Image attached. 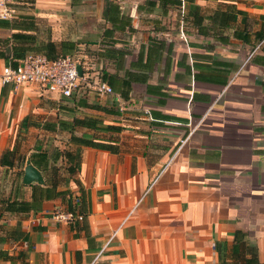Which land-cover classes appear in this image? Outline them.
<instances>
[{
	"label": "crops",
	"instance_id": "obj_1",
	"mask_svg": "<svg viewBox=\"0 0 264 264\" xmlns=\"http://www.w3.org/2000/svg\"><path fill=\"white\" fill-rule=\"evenodd\" d=\"M15 10L25 32L77 55L85 81L70 97L36 85L1 88L0 160L36 131L75 149L68 131L20 129L26 116L122 129L74 127L119 146H81L78 182L68 188L73 204L85 190V229L51 218L67 198L27 214L2 212L0 250L14 258L0 264H220L216 243L229 247L235 230L248 234L264 264V0H21ZM6 22L0 37L17 31ZM7 63L0 57V71ZM103 75L111 94L95 89ZM26 160L21 168L16 159L0 163V199L30 198L16 173L6 178L7 169L23 175Z\"/></svg>",
	"mask_w": 264,
	"mask_h": 264
},
{
	"label": "trees",
	"instance_id": "obj_2",
	"mask_svg": "<svg viewBox=\"0 0 264 264\" xmlns=\"http://www.w3.org/2000/svg\"><path fill=\"white\" fill-rule=\"evenodd\" d=\"M231 14H223L224 19H230ZM203 20L202 16H198L194 13L193 23L198 27ZM24 22H6L5 27L16 29L9 37H0V57L6 59L8 63L15 66L19 59H21L29 51L42 52L49 59H56L61 56H65L64 46L65 43L61 42L56 44L50 39L38 40L37 36L33 33L25 32L28 30ZM263 35H259L261 38ZM59 47V48H58ZM6 49L10 52L6 54ZM60 49V50H59ZM102 81H106L105 75L101 78ZM29 117L26 116L20 125V129L25 127L34 126L47 130H65L70 133L68 142L75 146L74 150L67 148L60 149L58 147L50 148L41 146L39 143L34 145V148L28 155V160L32 165L41 171L44 175V184H31L25 185L21 182L22 172L16 173L17 189L29 187L30 198L24 199L21 196L7 197L0 199V215L2 212L9 213H21L27 214L31 211H36L41 208V204L45 200L61 197L67 198L65 202L66 207L76 213H82L84 218L82 221H76V224H82V228L85 229V217L87 215V199L86 193L83 188H80L81 194L78 203L73 204L71 197L72 192L68 188L69 182L72 180L78 182L74 175L79 170L81 163V146H88L93 148L104 149L112 153L119 151V146L115 140H102L98 137H85L79 136L74 133L75 126H84L93 128L96 131H110L120 132L121 126L117 125H105L97 119L92 118H77L73 117L70 122L57 119L56 122H30ZM18 145L10 150L6 149L1 157V165L12 167L14 165L15 156L18 152ZM26 159V158H25ZM24 160V159H23ZM64 174L60 171L63 165ZM15 180V179H14ZM75 223V222H74ZM81 228V227H80ZM223 246V248H222ZM216 250L218 252L220 264H262L258 259L257 247L253 244L248 237V234L242 230H235L233 234V241L227 247V245H221V242L216 243ZM0 258L5 260H13V254H9L7 251L0 250Z\"/></svg>",
	"mask_w": 264,
	"mask_h": 264
},
{
	"label": "built area",
	"instance_id": "obj_3",
	"mask_svg": "<svg viewBox=\"0 0 264 264\" xmlns=\"http://www.w3.org/2000/svg\"><path fill=\"white\" fill-rule=\"evenodd\" d=\"M20 1L0 0V20L11 19L15 14L16 5ZM260 44L261 42L252 49L248 55L249 57L254 54ZM78 65H80V62L75 55H65L56 59H49L42 52L29 51L18 60L15 66L10 63L3 65L0 71V89L6 85H9L12 89H17L24 85H36L40 89L56 93L61 97H70L75 91L81 89V84L85 81L84 74H78ZM95 89L99 93H113L111 86L102 80L96 82ZM185 141L186 139H181L180 143L183 144ZM138 202L122 218L117 228L112 231L107 243L116 236L118 229L126 223ZM51 218L55 222L70 224L82 221L84 215L73 212L66 206H63L55 208L51 213ZM98 256L96 255L95 259Z\"/></svg>",
	"mask_w": 264,
	"mask_h": 264
},
{
	"label": "rangeland",
	"instance_id": "obj_4",
	"mask_svg": "<svg viewBox=\"0 0 264 264\" xmlns=\"http://www.w3.org/2000/svg\"><path fill=\"white\" fill-rule=\"evenodd\" d=\"M17 16L19 17L18 14H14L13 17L11 18V20L13 22H17L18 21ZM36 116H37L36 118H40L42 115H36ZM56 139L52 140V139H50V137L46 138V135H44V133L42 131H40V132L36 131V133L33 132V133H30L29 135H27L26 137H24L23 138L24 142H22L21 139L18 140L19 143H18V149H17L18 152H17V154L15 156V158H17L16 161H15V168H21L23 166V164L25 163L26 154L29 152V150L33 149V146H32V142L33 141L32 140H35L34 144L35 143L36 144L39 143L41 146L50 148L52 150L53 147H54L53 143H55V141H57ZM44 141H46V142H44ZM62 143H63V141H62ZM15 170H13L11 173H9L8 169H7L6 178L12 179L13 176L11 174L12 173H17V171H15ZM8 174L10 176H8Z\"/></svg>",
	"mask_w": 264,
	"mask_h": 264
},
{
	"label": "water",
	"instance_id": "obj_5",
	"mask_svg": "<svg viewBox=\"0 0 264 264\" xmlns=\"http://www.w3.org/2000/svg\"><path fill=\"white\" fill-rule=\"evenodd\" d=\"M78 74L82 75L81 66H77ZM22 183L25 185L44 183L42 173L27 159L23 169Z\"/></svg>",
	"mask_w": 264,
	"mask_h": 264
}]
</instances>
